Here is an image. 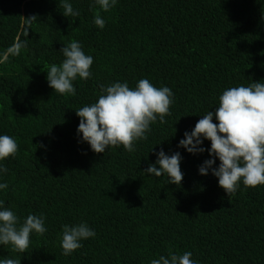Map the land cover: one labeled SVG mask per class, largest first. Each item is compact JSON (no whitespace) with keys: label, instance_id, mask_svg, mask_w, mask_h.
Returning <instances> with one entry per match:
<instances>
[{"label":"trees","instance_id":"16d2710c","mask_svg":"<svg viewBox=\"0 0 264 264\" xmlns=\"http://www.w3.org/2000/svg\"><path fill=\"white\" fill-rule=\"evenodd\" d=\"M0 264H264V0H0Z\"/></svg>","mask_w":264,"mask_h":264}]
</instances>
